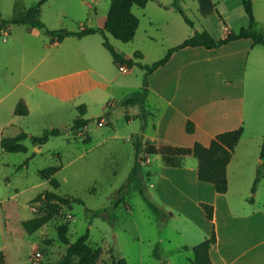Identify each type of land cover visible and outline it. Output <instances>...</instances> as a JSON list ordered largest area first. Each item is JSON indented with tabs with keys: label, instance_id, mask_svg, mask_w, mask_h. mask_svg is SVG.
Returning a JSON list of instances; mask_svg holds the SVG:
<instances>
[{
	"label": "crops",
	"instance_id": "crops-1",
	"mask_svg": "<svg viewBox=\"0 0 264 264\" xmlns=\"http://www.w3.org/2000/svg\"><path fill=\"white\" fill-rule=\"evenodd\" d=\"M214 1L196 0L195 3L202 18L217 12L224 21L226 28H222L217 37L207 30L215 40L224 39L229 33L248 26L242 0ZM172 3L173 0H151L145 7L154 4L173 12L176 9ZM253 11L255 27L264 35V0H253ZM23 26L29 30V42L18 40V43L10 44L6 50L8 59L15 55L23 59L27 53L40 54V57L27 68L24 63L19 69L12 68L9 63L0 66V157L10 153L1 147L3 138L21 132L35 136L29 118L42 105L38 93L47 97L51 105L78 108L84 104L87 114L89 100L102 96V92L110 93V98H119L114 90L129 89L131 92L123 94L122 100L140 90L142 85L129 78L132 69L121 70L114 64L129 79L120 82V73H110V78H105L96 66L92 48L94 41L89 40L91 36H69L58 42L50 35L41 37L44 32L37 28ZM183 30L182 38L167 46V52L193 35L192 31ZM196 31L203 29L197 28ZM10 35L11 31L6 32L5 37ZM12 39L16 41V37ZM32 40L35 45L31 44ZM39 40L41 50L37 45ZM48 56L51 59L39 70ZM148 80L149 94L145 107L150 119L144 131V143L147 145L192 147L199 142L209 146L216 135L243 127V135L227 168L229 188L226 194L217 193L212 184L198 179V161L189 159L191 156L186 158L184 167H166L162 163L160 171L150 172V175L158 177L155 194L173 210H186L201 203L214 206V219L210 222L217 237L210 249L214 264H264V191H261L264 178H261L254 194V202L249 201L258 171L261 169L263 173L264 167V159L261 158L264 143H260L264 138V46L246 38L233 40L218 49L203 46L179 49ZM20 88L22 92L16 93ZM21 100L29 109L26 116L15 114ZM125 107L128 111L133 109L132 113L126 114L128 122L132 118L139 119L140 105ZM188 121L194 123V133L186 131ZM148 125H151V133H147ZM80 131L88 132V125ZM24 145L28 149L25 142ZM154 156L162 162L160 155ZM151 157L148 164L152 162ZM232 184L236 186L231 191ZM14 189L17 188L11 187L8 177L0 176V253L4 255L5 264H51L45 258L40 262L33 258V249L41 242L25 237L23 222L34 215L24 218L14 208L13 200L21 193L18 189L13 193ZM206 232L203 241L212 236V230L207 229ZM39 252L44 253L43 249Z\"/></svg>",
	"mask_w": 264,
	"mask_h": 264
},
{
	"label": "rangeland",
	"instance_id": "rangeland-1",
	"mask_svg": "<svg viewBox=\"0 0 264 264\" xmlns=\"http://www.w3.org/2000/svg\"><path fill=\"white\" fill-rule=\"evenodd\" d=\"M195 1L182 2V7L195 27L187 24L178 11L168 12L149 4L144 8H132L140 20L132 42L123 43L109 33L106 36L122 55L133 58L139 53L142 58L138 61L151 65L165 56L167 46L179 42L177 40L182 38L180 35L184 34L183 29L194 33L197 28H202L217 37L222 28H226L217 12L208 18H202ZM39 4L42 21L50 30L77 32L84 27L104 28L111 0H0V27L3 20H10L19 12ZM5 31H11V35L5 37ZM28 32L27 26L17 24H10L6 30H0V66L9 63L12 68L19 69L24 63L27 68L38 60L40 54L34 53L25 54L23 59L20 55H15L14 58L11 56V59L7 57L6 50L10 44L18 43V40L29 42ZM13 36L16 41L15 38L12 39ZM41 37L49 36L44 33ZM89 40L94 41L92 48L96 66L105 78H110V73H120V82L131 78L138 85H142L145 75L143 69L134 66L132 75L128 78L114 65L111 54L103 46V36L96 34ZM31 44L35 45V42L32 40ZM37 45L41 50L40 40ZM49 59L51 57L48 56L40 64L39 70L47 65ZM22 88L16 93L20 94ZM129 92V89L123 91L119 88L113 92L119 98H110V93L102 92V96L90 99L87 114L84 116L88 132L83 133L81 129L74 128V121L80 115L78 108L51 105L47 97L38 93L37 97L42 105L29 118L32 132L35 136H41L43 129L54 127L61 130L62 136L52 137L41 148H35L31 140H26L27 153H4L0 157V176L8 177L11 187L21 192L13 200V206L22 217L45 213L52 215L51 220L37 232L30 234L25 230L27 239L41 242L33 249V258L36 261L40 262L45 258L56 263L65 254L68 245L89 229L88 245L99 249L101 253L96 264H107L118 255L126 258L128 264H193L194 247L207 236V229L210 232L213 230L201 205L186 210H173L157 197L154 186L158 177L150 175V172H158L163 167L157 156L151 157V164L142 163L144 178L141 187L145 196L158 206V212H154L146 203L136 189V182L120 192L136 161L133 137L143 128L141 119L132 118L131 122L126 120V114L132 113L133 109L128 111L121 104L120 97ZM104 113H109L110 117L104 118L103 125H99L100 117H105ZM149 119L147 112L146 123ZM151 131V125H148L147 133ZM260 143H264V138ZM30 157L31 160L27 161ZM189 159L196 161L193 156ZM56 166L61 167L54 175L60 183L57 190L39 174L41 170ZM262 169L261 178H264V167ZM235 186L232 184L231 191ZM17 189L12 192L15 193ZM46 190L55 191L64 197L81 199L82 203L65 204L43 198L38 211L31 213L30 207L35 203V198ZM255 193L251 197L254 198ZM100 209L104 210L103 214L94 216L93 213ZM17 224L20 225L19 222ZM42 249V257L35 258V254Z\"/></svg>",
	"mask_w": 264,
	"mask_h": 264
},
{
	"label": "trees",
	"instance_id": "trees-1",
	"mask_svg": "<svg viewBox=\"0 0 264 264\" xmlns=\"http://www.w3.org/2000/svg\"><path fill=\"white\" fill-rule=\"evenodd\" d=\"M151 0H111L107 22L104 28L84 27L80 31L73 32L68 30L52 31L42 21L41 17V4L30 7L24 12H19L10 20H3L1 22L0 30L5 29L10 24L17 25H30L44 32L47 35L52 36L54 41L62 42L66 37L75 36L77 38H83L100 34L104 38L103 46L109 51L112 56L114 64L119 69H132L134 66H138L145 71L142 86L140 90L123 98L121 104L124 106L140 105L141 114L139 119L143 121L142 130L133 137V145L136 154V161L131 169L127 183L120 189L122 192L126 186H130L136 182V189L140 191L144 200L149 207L158 212L159 208L155 203L150 201L142 189L143 172L142 163H148V158L153 155H160L162 163L166 167H184L186 164V158L193 156L198 161L197 177L200 181L210 183L214 186L215 190L219 194H226L228 192V174L227 168L231 162L235 148L237 147L240 139L243 135L244 129L240 127L235 130L226 131L216 135L209 146H205L199 142H196L192 147H179L172 145H162L159 147L150 146L144 143V131L147 121V110L145 107L147 96L149 94V76L157 70L159 67L165 65L173 52L187 48L203 46L207 49H218L221 46L239 39L250 38L256 45L264 46V35H262L255 27V16L253 11V0H242L245 12L248 16V26L241 28L238 32L229 33L224 39L215 40L213 36L207 31H195L192 36L183 41L180 45L168 50L166 55L154 62L151 65H144L138 61L142 58L141 54H136L133 58L126 57L119 53L117 49L110 43L106 34H111L115 39L120 40L123 43L131 42L139 26V19L133 13L132 8L134 6L144 8ZM183 0H173L172 7L175 8L184 18L185 22L193 27V22L186 15L183 7ZM6 32V31H5ZM80 117L74 121V128L84 129L87 125V120L83 118L86 114V106H78ZM15 114L20 116H26L29 114V109L25 101L21 100L16 109ZM105 117L108 113H104ZM127 117V116H126ZM186 131L188 133H194L195 125L192 121H188L186 125ZM61 130L57 128L46 129L41 136H31L30 140L34 146H42L46 144L52 137L60 136ZM29 139V134L21 132L13 137H5L1 140V147L4 151L10 153L27 152V147L24 142ZM32 157L28 158L31 159ZM261 158L264 159V144L261 149ZM26 161V162H27ZM25 165V163H24ZM61 169V167H50L39 172L40 176L48 181L52 188L57 190L60 187V183L56 180L54 175ZM262 176L261 169L258 171L257 177L252 186V193H255L260 183ZM45 198L48 201L57 200L65 204L71 202L82 203L81 199H72L61 196L55 191L46 190L44 193L39 194L34 202L42 201ZM120 201V199L118 200ZM249 201L254 202V198L250 197ZM201 207L204 210L205 217L208 221L214 219V206L206 203H201ZM89 211V210H88ZM104 210L100 209L94 212V216L98 217L103 214ZM52 218L50 213L35 216L29 220L23 222L24 229L33 234L46 225ZM90 239L89 229L84 235L79 237L74 243L68 245L65 254L56 262L51 264H96L100 258V250L93 249L88 245ZM217 237L213 227L212 236L202 243L198 244L193 249V264H214L211 256L210 249L216 243ZM0 264H5L4 255L0 253ZM107 264H128L126 258L121 255L115 256Z\"/></svg>",
	"mask_w": 264,
	"mask_h": 264
},
{
	"label": "built area",
	"instance_id": "built-area-1",
	"mask_svg": "<svg viewBox=\"0 0 264 264\" xmlns=\"http://www.w3.org/2000/svg\"><path fill=\"white\" fill-rule=\"evenodd\" d=\"M4 33H6V32H4ZM103 122H104V119H101L100 121H99V125H103ZM41 206V201H38V202H35L30 208H31V211L32 212H37L38 211V207H40ZM42 257V254L40 253V252H37L36 254H35V258H41Z\"/></svg>",
	"mask_w": 264,
	"mask_h": 264
},
{
	"label": "water",
	"instance_id": "water-1",
	"mask_svg": "<svg viewBox=\"0 0 264 264\" xmlns=\"http://www.w3.org/2000/svg\"><path fill=\"white\" fill-rule=\"evenodd\" d=\"M29 137H31V136L29 135Z\"/></svg>",
	"mask_w": 264,
	"mask_h": 264
}]
</instances>
